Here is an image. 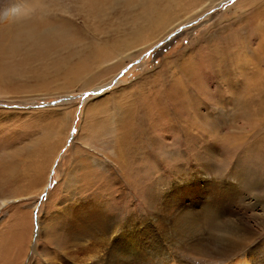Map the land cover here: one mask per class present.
Listing matches in <instances>:
<instances>
[{"label": "rangeland", "instance_id": "obj_1", "mask_svg": "<svg viewBox=\"0 0 264 264\" xmlns=\"http://www.w3.org/2000/svg\"><path fill=\"white\" fill-rule=\"evenodd\" d=\"M196 2L26 0L25 15L0 22V166L6 167L0 172V264H74L82 248L100 245L97 228L109 217L117 226L135 221L139 232L151 233L160 226L154 224L151 198L211 162L221 184L238 183L232 173L238 165L234 173H245L238 192L255 194L262 209L254 211H263L264 117L250 122L241 108L256 106L258 83V99L264 100V0H219L197 14ZM32 21L40 42L17 40L21 26ZM228 38L229 54L228 46L225 51L219 46ZM213 48L221 57L209 52ZM177 94L183 102L180 118L172 108L176 102L169 100ZM147 95L161 106L145 111ZM125 109L137 126L139 113L151 121L164 119L166 109L173 117L155 134L144 121L156 139L150 149L144 146L146 157L133 159L117 139L116 118ZM138 130L145 141V131ZM206 143L216 152L207 153ZM205 193L216 198L225 190L202 189L206 206L197 212L205 215L196 216V223L188 222L177 205L167 211L178 218L179 232L223 240L226 224ZM82 202L90 204L88 209L75 212ZM234 203V210L252 222L251 211ZM69 209L78 213V223L70 222ZM260 233L257 241L263 243ZM158 256L145 251L137 260L158 264Z\"/></svg>", "mask_w": 264, "mask_h": 264}, {"label": "bare ground", "instance_id": "obj_2", "mask_svg": "<svg viewBox=\"0 0 264 264\" xmlns=\"http://www.w3.org/2000/svg\"><path fill=\"white\" fill-rule=\"evenodd\" d=\"M197 1L198 2L195 3V5L198 6L197 11L195 10L196 14L206 11L207 10L206 7L208 5L211 6L210 4H212L214 6L215 1H219V0H197ZM17 2H22L24 5L26 0H13V1L0 0V9L11 6ZM194 14L195 13H193L192 15H194ZM190 19H191V16L186 17L185 19H183L181 21L179 20L180 22L177 21V24L175 26H177L178 24H181L183 22H186V21L188 22V20H190ZM173 23H176L175 19H174ZM168 24H170V22ZM232 30H231V32H232ZM37 32H38L37 27H36L35 23H33V21H32L30 23H26L25 25L21 26V29L19 30V33H17V35H15V38L17 40L30 41L33 44H36V43L40 42V38L38 37L39 34ZM139 36H141V39L144 37L143 34H139ZM151 36H153V35H151ZM155 37H157V36H154V38ZM199 37H201V36H199ZM136 38H138V37H136ZM239 38L241 39V37H239ZM236 41H238V39ZM228 42H229V38L226 40H222L220 42L219 46H221L220 49L224 50V51L228 50V47H229V52H228V54H229V53L233 52V47L231 46L232 44L229 45L230 42L229 43ZM208 44L209 43H207V46H209ZM212 44H214V43H212ZM212 44L210 45L211 47L214 46ZM206 49H209V48H206ZM217 49H219V48H213L209 52H212V55L220 56L221 54L220 53H219L220 55L218 54L219 50H217ZM234 49L236 51H240L241 47L238 46V48H237L234 46ZM245 51H247V50H245ZM208 54L209 53H207V55ZM176 61L178 62V59H176ZM183 61L184 60H181V61L179 60V64H182ZM219 61H221V59H219ZM115 66H116V63L112 67H115ZM256 82H258V81L256 80ZM248 86L251 87L252 85L249 84ZM253 86H255V85H253ZM247 88H245V89H247ZM260 88H261L260 83H258L254 87V89L257 90L258 94H260L259 93ZM85 89H87V88H85ZM235 92H233V93H235ZM261 93H263V92L261 91ZM239 94H242V93H239ZM258 94L255 95L257 98L256 101L258 102V103H256V106H254V103L253 104L251 103V106L243 107V109L241 108V111H243V116L247 120H250V122H252L254 120L260 121L264 117V103H263L264 100L263 99L259 100ZM230 95H232V92L230 93ZM242 95H240V96H242ZM147 97L148 98H147L146 102H148V104H147V106L144 107L145 111L149 112L152 109H157L158 107L161 106L159 104V101L158 102L157 101L152 102L151 96L147 95ZM155 97H157V96H155ZM190 97H192V96H190ZM152 98H153V96H152ZM180 98H182V97L180 96ZM180 98L177 94V95H173L171 97V99H169V100H171V102H176V104H174V106H172V108H173L174 112H176V116L178 118H180L182 115L181 114V110H182L181 105L183 102H181L182 100ZM234 98H235V96H234ZM189 99L190 98H188V100ZM242 100H243V96H242ZM160 101H161V98H160ZM186 101H187V99H186ZM213 102L214 101H212V103ZM188 103L189 102H187L186 104L189 106L190 103L189 104ZM162 104H164V103H162ZM240 104H241V102H240ZM240 107H242V105ZM96 108H97V106L95 105L92 107V110H95ZM120 111H122V110H120ZM164 111H165L164 117L166 119H169L170 117H172L168 112H166L167 111L166 109ZM128 114H129V110L125 109L116 118L117 119L116 122H117V126H118V130H116V134L118 136L117 139L123 143L122 146L133 157V159H134V157L138 158L139 156H145L146 157L147 152L142 154V152L144 151V146H146V147L149 146L148 148L150 149L151 145L153 147L152 140L155 139V138L151 137L153 135L150 133L151 130L149 131L148 128L151 127V129L153 130V133L155 134V128H157L161 122H165L167 120H165V118L164 119L153 118L151 121H149V118H147V116L139 113L138 118H139L140 126H139V123L137 126L135 124L137 122L133 123V120H134L133 117H132V119H130L128 117ZM223 116L225 117V115H223ZM233 116H236V114ZM136 119L137 118H135V121H138V119L137 120ZM224 119H222V120H224ZM145 120L148 121V128H147V124L144 122ZM208 125H210V124H208ZM138 128L142 132L145 131L146 134L143 133L145 141H143L142 137L140 136V132H139ZM157 136L158 135L156 133V137ZM153 137H155V136H153ZM173 140H176V138ZM154 141H156V139ZM240 142H242V141H240ZM150 143H151V145H150ZM232 144H235V143H230V147L232 146ZM238 145H239V143H237V146ZM205 147H206L205 149L207 150V153L209 152V153L213 154L214 152H216L215 146H211L210 144L206 143ZM160 150H162V149H160ZM228 150H229V148L227 149V151ZM153 156H154V154H153ZM237 166H235L232 169V173H233L234 179H236V182H238V183H235L234 180H233L234 183L231 181L229 183H223V184L218 182L216 179V176H215L213 162H211L210 164L202 165V166L197 167V168L195 167L196 171H195V173L192 174V177H188L186 175L187 177L182 176L181 178H177L174 182L175 184L168 191H166V189H164L166 187V186H164V181L160 180L161 188L164 187L163 189L165 192L160 193V195L156 194L154 196V198H151V202L153 204L151 209L154 208L152 216L154 218L156 216L158 219V220L155 219L156 222L154 221V224L155 223L157 224L159 222V225H160V226L155 227V228L153 227L155 229V232H153V228L152 229L150 228L151 233H148L146 228H141V231L139 232L137 229L138 224L137 225L134 224L135 221H132L130 224L128 222L126 227H123L120 225L122 228L121 229V228H119L120 226H117L116 223H114L113 218L109 217L108 218L109 220H105V222H104L105 224L102 223L101 225H98L99 226L98 228L96 227L99 231L100 236H101V239H99L100 245L98 244V246H94L91 249H89L87 247L88 245L86 247L82 248L84 251L83 256L82 257L80 256L81 257V258H79L80 260L75 262L74 264H153V262H150V263L149 262L148 263L138 262L137 255L142 253V252H145V251H147L148 253L153 252V254L159 255L158 256L159 261H157L158 264H219L221 262H225V264H264V242L260 243L257 241L258 235L261 234L260 230L264 231V208H263L262 212L254 211V209L256 207L258 209H262L261 205L255 201V197H254L255 194L253 195L251 193H247L246 196H244V195L242 196L240 194V191L238 192L237 187H239L240 183H244L245 173H243V171H239V173L235 174L234 172H235ZM127 168L128 167H125V169L123 168L122 170L124 171ZM193 168H194V166H193ZM0 169H1L0 172H2V171H4V169H6V167L0 166ZM171 170H173V169H171ZM136 174H137V171H136ZM201 174L204 176L205 179L204 178L201 179ZM242 174H243V176H242ZM138 177H137V179H138ZM231 179H232V177H231ZM205 187L207 189L220 188V189L225 190L224 194H222V195L220 194V196H217L216 198H214L215 197L214 195H211L213 193H209V194L205 193L206 195L205 194L202 195L204 198L210 197V200H212V202L214 200L216 201V202H213V204H214L213 206H215V208H216L215 214L217 216V219L221 220L224 223V225L226 224V230H224L225 235L222 234L225 236L223 240L213 241V240H210L209 234H206V235L203 234V235L197 236L194 234L186 233L187 231L184 230V231H186V232H184V231H182V229L179 232L178 231L179 229L177 230V228H176L178 226L175 225V222L178 221V218L176 219L175 218L176 216L171 217V215L169 213L170 210H168L169 212L167 211V208L173 209L177 205V206H179L178 207L179 211H181L183 213V216L184 217L187 216L186 218L188 219L187 220L188 222L191 223V221H192V224L194 222L196 223L197 221H194L196 216L197 217L200 216L199 215L201 213L200 210L202 208H205V206H206V204H205L206 199L204 200L200 197L201 196L200 193L202 192V189ZM251 189L253 190V187ZM221 191H223V190H221ZM258 191H259V189H258ZM260 191H262V190H260ZM252 193H255V192H252ZM247 197H250L249 199L251 201L244 203L243 200L247 199ZM86 201H88V200H86ZM236 201L240 202L241 205L243 204V206L247 210L251 211V214L248 217H249V219L252 220V222H254L255 225H257V227H255L250 220H247V217L244 215V213L241 214V213H238L237 211L234 210L233 205L235 204L234 202H236ZM86 203L85 204L83 202L80 203V205H78V208H75L77 210L75 212H79L81 210L85 211V209H88L87 208L88 204H86ZM177 206H176V208H177ZM176 208H175V210H176ZM75 209H73V210L69 209L68 210L69 215H70L69 219H70V222H72V224H74L75 217L78 215V213L74 212ZM78 209H79V211H78ZM198 209H200L199 212H197ZM206 209H208V208L206 207ZM89 210L92 211V209H89ZM83 211H81V212L83 213ZM179 211H176V213H178ZM174 212L172 211L171 213H174ZM85 213H87V212H85ZM204 213H205V211H204ZM87 214L89 215V213H87ZM94 214H95V212H94ZM99 214L104 215V212H100ZM88 215H87V217H89ZM90 215H92V214H90ZM203 215H205V214H203ZM203 215H201V216H203ZM78 217H79V215H78ZM180 217H182V216H180ZM95 218H96V216H95ZM81 219L82 218H80V220ZM92 219H94V218H92ZM100 219H103V218L101 217ZM198 219H199V217H198ZM198 219L196 218V220H198ZM99 221H101V220H99ZM106 221H107V223H106ZM187 221H184V222H187ZM205 222H203L202 225L205 224ZM214 222H216V221H214ZM76 223H78V222H75V224ZM84 223H85V219H84ZM156 224H155V226L158 225V224L157 225ZM198 225H199V223H198ZM184 229H186V228H184ZM75 230L77 231L78 229H75ZM193 231H195V230H193ZM196 231L199 232V230H197V229H196ZM80 232H78V233H80ZM83 233L84 232H82V234ZM110 233H112V234L115 233L116 238L110 239V235H111ZM216 233H217V231H216ZM82 234H81V236H82ZM93 236H95V235H93ZM72 237H74V236H72ZM104 237H105V240H104ZM160 244H162V246ZM73 245H75V244H73ZM155 264H157V263H155Z\"/></svg>", "mask_w": 264, "mask_h": 264}, {"label": "clouds", "instance_id": "obj_3", "mask_svg": "<svg viewBox=\"0 0 264 264\" xmlns=\"http://www.w3.org/2000/svg\"><path fill=\"white\" fill-rule=\"evenodd\" d=\"M27 9L22 2H17L11 6L0 9V22L21 17L27 13Z\"/></svg>", "mask_w": 264, "mask_h": 264}]
</instances>
